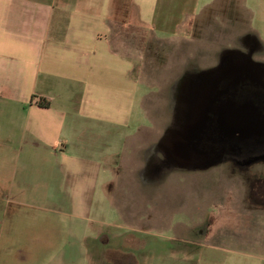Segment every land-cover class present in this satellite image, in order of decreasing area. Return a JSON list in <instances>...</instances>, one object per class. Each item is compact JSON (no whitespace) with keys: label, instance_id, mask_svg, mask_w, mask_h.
I'll return each mask as SVG.
<instances>
[{"label":"rangeland","instance_id":"374dc122","mask_svg":"<svg viewBox=\"0 0 264 264\" xmlns=\"http://www.w3.org/2000/svg\"><path fill=\"white\" fill-rule=\"evenodd\" d=\"M133 7L113 22L112 39L133 62L137 98L126 128L97 141L95 156L110 166L98 180H63L54 156L17 145L23 113L0 106V196L17 191L0 198V264H264L258 166L178 171L160 147L186 109L188 68H211L218 54L240 47L247 53L236 58L263 70L264 0ZM88 187L94 195L85 201Z\"/></svg>","mask_w":264,"mask_h":264},{"label":"crops","instance_id":"0c3cea01","mask_svg":"<svg viewBox=\"0 0 264 264\" xmlns=\"http://www.w3.org/2000/svg\"><path fill=\"white\" fill-rule=\"evenodd\" d=\"M134 4L0 0V106L23 113L17 145L54 156L63 180H98L110 166L106 155L95 156L97 141L127 126L138 81L133 62L114 47L112 24ZM40 98L51 106L40 107ZM67 189L66 202L72 200ZM91 192H83L85 201ZM7 193L10 199L17 191Z\"/></svg>","mask_w":264,"mask_h":264},{"label":"flooded vegetation","instance_id":"af4514ba","mask_svg":"<svg viewBox=\"0 0 264 264\" xmlns=\"http://www.w3.org/2000/svg\"><path fill=\"white\" fill-rule=\"evenodd\" d=\"M239 40H243V37ZM252 47L251 53L254 54L258 49L256 45H252ZM246 53L240 47L232 48V50H226V52L218 54L216 62L211 68L190 67L186 70V73H190L191 77H196L202 73L212 72L215 77L228 69V66L224 65V56L233 54L243 56ZM233 77L220 78L219 80L216 78L211 82L197 81L195 79L184 83L185 86H192L195 89L198 87H209L210 89L207 91L210 92L209 103L204 104L206 107H203L204 112L207 111L205 115L208 122L202 132L204 136H209L210 139L206 137L200 147L195 148L197 152L201 151L207 154L194 158L190 162L191 167L188 168L169 165L173 170H204L222 165H236L240 168H249L250 170L256 169L258 166L257 173L260 175L256 179L264 180V168H262V165H264V128L250 138H248L246 132L237 133L233 136L232 130L222 133L218 129V119L221 116V110L225 111L226 114L238 115L242 113L244 114L243 116H250L264 121V66L262 73L260 72L256 76L257 79L246 77L238 81L233 79ZM190 93L189 99L192 101L198 98L197 94L199 92L191 91ZM204 99L206 98L204 97ZM204 116L203 118L206 119ZM155 162H157V166H165L167 160H165L164 156L159 155ZM8 189L3 188L2 199H9Z\"/></svg>","mask_w":264,"mask_h":264},{"label":"water","instance_id":"95a60500","mask_svg":"<svg viewBox=\"0 0 264 264\" xmlns=\"http://www.w3.org/2000/svg\"><path fill=\"white\" fill-rule=\"evenodd\" d=\"M236 57L237 55L234 54L223 57L225 61L224 65L226 64L228 69L222 71L218 76L214 77L212 72H206L196 77H186L184 82H190L195 79H197V81L211 82L216 78L219 80L220 78L233 76V79H237L238 81L246 77L257 79L256 76H258L260 72L262 73L263 70L260 69L261 64H257L251 60L248 62L239 61ZM232 58L234 61L231 60ZM235 60L237 61L235 62ZM182 85L184 86V84ZM184 88L185 93L183 97L186 103V109L183 116L180 117L179 128L168 132L161 140L160 147L163 148L168 161L172 162L174 165L188 168L191 167L190 162L194 158H199L201 155L207 154L201 151L197 152L195 148L200 147L205 138L209 137L204 136L202 132L208 122L207 116L205 115L207 111L204 112L203 107H206L204 104L209 103L210 92L207 91L210 89L209 87H198L195 89L187 85ZM191 91L199 92L197 94L198 98L193 101L189 99ZM204 97L206 99H204ZM220 113L221 116L218 119V129L221 130L222 133H227L229 130H232V135L234 136L237 133L242 134V132H246V135L250 138L264 128V121L250 116H243L244 114L242 113L230 115L226 114L223 110H221ZM203 116L206 117V119L203 118ZM208 139H210V137Z\"/></svg>","mask_w":264,"mask_h":264},{"label":"trees","instance_id":"16d2710c","mask_svg":"<svg viewBox=\"0 0 264 264\" xmlns=\"http://www.w3.org/2000/svg\"><path fill=\"white\" fill-rule=\"evenodd\" d=\"M34 98L36 99V97H34ZM37 104L42 108H49L51 106V103L44 98H40V100L37 102Z\"/></svg>","mask_w":264,"mask_h":264}]
</instances>
